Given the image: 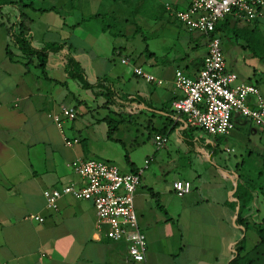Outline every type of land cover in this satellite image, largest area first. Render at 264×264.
<instances>
[{
  "label": "crops",
  "instance_id": "1",
  "mask_svg": "<svg viewBox=\"0 0 264 264\" xmlns=\"http://www.w3.org/2000/svg\"><path fill=\"white\" fill-rule=\"evenodd\" d=\"M23 1L0 0V264H135L126 242L108 239L105 229L95 233L91 200L65 196L58 211L47 208V190L84 184L69 166L77 158L116 164L124 173L143 169L150 159L135 196L147 235V264H230L241 245L242 253L258 258L254 264H264V246L255 251L264 229V183H247L255 180L253 175H264V129L236 113L230 134L213 135L187 124L174 108L183 95L174 85L175 73L198 75L209 36L182 23L178 46L156 43L134 59L128 47L115 45L110 30L98 28V20L97 28L85 26L92 21L85 20L87 14H78L70 24L69 14L55 6L44 12L27 7L23 13L32 45L39 50L60 45L49 53L44 72L38 60L26 58L11 43L8 26L21 20ZM52 1L65 5L64 0ZM190 3L174 0L167 5L183 10ZM169 16L167 24L176 19ZM124 58L129 62L123 63ZM225 58L227 69L237 73L239 81L257 85L264 97L259 82H252L250 67L240 59L231 67ZM71 59L90 82L112 80L121 106L106 108L104 97L82 87L68 71ZM136 66L165 83L140 79ZM63 106L78 113L64 121L65 133L80 139L72 147L51 117ZM111 109L122 113L115 116L116 140L109 138L103 120ZM124 114L139 117L147 133L134 137L132 130L124 129L121 136ZM157 134L168 137L162 148L154 142ZM128 144L129 160L124 156ZM238 148L241 153L236 154ZM178 180L190 181L191 192L179 196L174 189ZM32 213L45 221L29 219Z\"/></svg>",
  "mask_w": 264,
  "mask_h": 264
},
{
  "label": "built area",
  "instance_id": "2",
  "mask_svg": "<svg viewBox=\"0 0 264 264\" xmlns=\"http://www.w3.org/2000/svg\"><path fill=\"white\" fill-rule=\"evenodd\" d=\"M167 10L188 29L209 36L208 54L196 77L177 70L174 77L176 89L183 95L174 101V108L185 116L187 124L197 126L213 135H227L235 128L234 115H242L256 126L264 129V97L255 84L239 81V76L227 69L225 53L220 36L214 34L220 20L233 15L252 22L264 18V0H191L188 8ZM123 63L129 60L122 59ZM134 73L140 79L163 85L165 81L136 66ZM74 107H61L51 114L61 129L67 146L80 142L78 137H69L64 131V121L77 117ZM168 137L157 134L154 142L158 148L166 145ZM229 150V149H228ZM136 172H122L118 165L98 159L77 158L69 166L83 179L84 184H66L45 192L47 208L58 211L60 200L65 196L91 200L96 211V234L105 229V236L113 241L128 244V256L135 264H147V235L142 230L135 207L136 192L141 185V174L148 167ZM191 182L178 180L174 189L179 196L191 192ZM29 219L43 223L45 217L32 213ZM44 255V254H43Z\"/></svg>",
  "mask_w": 264,
  "mask_h": 264
},
{
  "label": "rangeland",
  "instance_id": "3",
  "mask_svg": "<svg viewBox=\"0 0 264 264\" xmlns=\"http://www.w3.org/2000/svg\"><path fill=\"white\" fill-rule=\"evenodd\" d=\"M29 1L37 8L57 7L64 14H69L67 21L70 24L75 21L78 14L80 17L81 13L87 14L88 17L85 20H92L85 26L91 25L97 28L98 20V28L103 26L110 30L115 36V45L128 47L127 52L134 59H139L148 51V47L156 43L165 45L172 42L178 46L179 34L184 26L175 16L177 20H172L171 24H167V20L171 17L166 11V5L174 0H72L71 2L64 0L65 5L52 0H25L23 3H30ZM93 14H99V17H94ZM226 20H230V26L220 31L219 36L229 66L232 67L239 59L246 63L250 67L248 72L252 77V82H259L264 93V18L247 22L229 15L219 23L224 24ZM123 117L125 121L122 123L121 136L124 134V129L132 130L134 137H141L143 133H147L144 131L146 123L139 117H128L126 114ZM129 146L130 144L127 145L124 156L127 151L129 155L132 153ZM241 149L238 148L236 154L241 153ZM248 164L246 162V166ZM254 164H257L256 160L253 161ZM253 176L255 180L248 179L247 183L254 184V187L264 183V175L262 177ZM248 255L246 260L249 258L253 260L252 264L257 263V257L254 258L252 253Z\"/></svg>",
  "mask_w": 264,
  "mask_h": 264
},
{
  "label": "trees",
  "instance_id": "4",
  "mask_svg": "<svg viewBox=\"0 0 264 264\" xmlns=\"http://www.w3.org/2000/svg\"><path fill=\"white\" fill-rule=\"evenodd\" d=\"M22 9H21V20L16 24L8 26L9 29V36L11 37V43L15 45L25 56L26 58H29L30 60H38V66L42 68V70L45 72V66L47 63L48 55L50 52H56L60 49V45L51 44L47 48L39 50L35 48L32 45L31 35L29 32V26L26 24L25 15L23 13V10L27 7L34 8L35 10L39 11H47V10H53V7L50 8H35L32 3H22ZM237 22V21H236ZM230 26V20H226V23L224 24H217L216 31L214 34L219 36L220 31L225 30ZM250 46V45H248ZM8 54L12 56V49L10 47L8 48ZM69 73L71 76L79 81L82 87L86 89H91L95 96L98 98L99 96H102L105 98L104 106L106 108H111L113 105H119V98L117 94V89L114 86V83L112 80H110L108 77H103L97 80L96 83L90 82L85 72L81 69V67H77L74 65V62L72 59L70 60L69 65ZM121 106V105H119ZM122 116V113H119L118 111H115L114 109H111L110 113L106 115L103 120H105L108 123L109 126V138L116 140L114 137L115 131L118 129V121L115 119V116ZM126 159L129 160V154L128 151L125 155ZM260 236L261 241L256 246V249H259L260 247L264 246V229L260 230ZM243 250H245V246L241 245L237 250V255L233 258L230 264H252V259H247L249 256L248 254L242 253Z\"/></svg>",
  "mask_w": 264,
  "mask_h": 264
}]
</instances>
